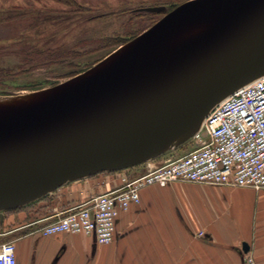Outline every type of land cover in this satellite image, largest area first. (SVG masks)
Returning a JSON list of instances; mask_svg holds the SVG:
<instances>
[{"label": "water", "instance_id": "1", "mask_svg": "<svg viewBox=\"0 0 264 264\" xmlns=\"http://www.w3.org/2000/svg\"><path fill=\"white\" fill-rule=\"evenodd\" d=\"M122 46L0 116V212L191 138L213 107L264 76V0H189Z\"/></svg>", "mask_w": 264, "mask_h": 264}, {"label": "crops", "instance_id": "2", "mask_svg": "<svg viewBox=\"0 0 264 264\" xmlns=\"http://www.w3.org/2000/svg\"><path fill=\"white\" fill-rule=\"evenodd\" d=\"M174 158L168 153L67 183L17 213L0 216L3 227L20 220L0 236H13L17 264H243L247 254L264 264V189L186 182L148 186L139 204L120 214L107 246L89 236L38 232L67 209L116 190L122 177L135 179Z\"/></svg>", "mask_w": 264, "mask_h": 264}, {"label": "built area", "instance_id": "3", "mask_svg": "<svg viewBox=\"0 0 264 264\" xmlns=\"http://www.w3.org/2000/svg\"><path fill=\"white\" fill-rule=\"evenodd\" d=\"M192 139L197 143L192 151L135 179L122 177L116 190L67 209L38 232L43 237L89 236L107 246L114 240L120 214L139 204L140 192L148 186L186 182L263 190L264 76L213 107ZM0 264H17L13 242L0 243ZM243 264L257 262L247 254Z\"/></svg>", "mask_w": 264, "mask_h": 264}, {"label": "rangeland", "instance_id": "4", "mask_svg": "<svg viewBox=\"0 0 264 264\" xmlns=\"http://www.w3.org/2000/svg\"><path fill=\"white\" fill-rule=\"evenodd\" d=\"M187 1L0 0V68L13 74L0 85V94L31 93L36 87L47 89L82 74L119 48L107 46L103 40L125 44L154 25L170 9ZM145 8L158 11L146 12ZM29 47L55 51L51 56L56 58L47 67L27 71L30 57L24 50ZM21 70L23 73H19ZM196 147L191 137L162 155L174 152L177 159ZM19 209L1 212L0 216L17 213ZM19 223L16 218L11 226L0 225V232ZM12 237L0 236V243L12 242Z\"/></svg>", "mask_w": 264, "mask_h": 264}, {"label": "bare ground", "instance_id": "5", "mask_svg": "<svg viewBox=\"0 0 264 264\" xmlns=\"http://www.w3.org/2000/svg\"><path fill=\"white\" fill-rule=\"evenodd\" d=\"M195 29L196 30L193 29L189 33H185L182 36L178 37L177 39L171 41L166 46L168 48L175 47L181 41H183L182 39L188 38L190 36H193L196 31L200 30V28H195ZM123 48H124V46L120 47V49L117 50L113 55H111L107 60H105V62L110 60V59H112ZM105 62H103V63H105ZM75 80H78V78L75 79ZM53 92H55V90L52 91V90L45 89V90L40 91V92H31V93L24 92V93H21V94L0 95V116L1 115H5L7 113H10V112L14 111L17 108H24V106L26 107V106L30 105L32 102H34L35 100L40 99V98H42V97H44V96H46L48 94H51Z\"/></svg>", "mask_w": 264, "mask_h": 264}, {"label": "trees", "instance_id": "6", "mask_svg": "<svg viewBox=\"0 0 264 264\" xmlns=\"http://www.w3.org/2000/svg\"><path fill=\"white\" fill-rule=\"evenodd\" d=\"M103 44H107V46H111V47L115 46L114 48H116V47L121 46L123 44V41L120 42V41H113L112 39H106V41L103 40ZM24 51H26L28 53L27 55L30 57V58H27V64H29L27 71L36 70L38 69V67H47L51 65V63H53L52 61H54L56 58L55 55L51 56V53L55 51L45 52V51H41L37 49L36 47H29L25 49ZM19 73H23V70H21ZM11 77H13L12 72L4 68H0V85L4 83V81L10 79ZM34 89H31V90H34ZM36 90H38L37 87H36ZM0 95H3V94H0Z\"/></svg>", "mask_w": 264, "mask_h": 264}]
</instances>
